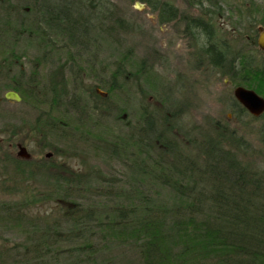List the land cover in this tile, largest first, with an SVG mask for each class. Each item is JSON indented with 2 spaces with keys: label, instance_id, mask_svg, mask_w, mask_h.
I'll return each instance as SVG.
<instances>
[{
  "label": "trees",
  "instance_id": "obj_1",
  "mask_svg": "<svg viewBox=\"0 0 264 264\" xmlns=\"http://www.w3.org/2000/svg\"><path fill=\"white\" fill-rule=\"evenodd\" d=\"M139 1L158 11L162 23L182 17L166 1ZM117 8L110 0H31L27 5L0 0V58L14 66L27 58L26 51H19L24 41L38 52L30 73L19 68L9 78L14 83L9 90L36 112L33 133L44 136L48 147L50 138L72 145L96 141V154L120 161L129 172L126 186L119 187L96 167L80 173L65 163L3 156L16 177L39 172L46 181L42 193L26 186L11 192H20L21 198L8 214L14 209L11 220L34 230L33 239L9 250L0 245V264H60L64 244L70 245L67 264H112L100 260L109 246L134 250L132 264H264V156L261 165L249 163L246 154L252 148L229 121L209 118L204 128L183 127L185 104L141 84L148 74L155 75L154 68L140 62L129 71L133 51L125 49L123 38L134 27ZM201 17L186 23L185 34L204 36L201 53L235 88L252 89L264 98V66H253L243 50L233 52ZM103 41L124 50L113 60L109 77L96 83L106 92L71 90L73 81L84 84L80 73L86 69L80 62L97 57ZM131 73L141 94L138 117L132 118L126 104L120 108L112 97ZM231 103L239 119L248 114L234 97ZM112 108L126 134L94 136L101 124L93 118H107ZM46 202L58 206L50 216L23 211Z\"/></svg>",
  "mask_w": 264,
  "mask_h": 264
},
{
  "label": "rangeland",
  "instance_id": "obj_2",
  "mask_svg": "<svg viewBox=\"0 0 264 264\" xmlns=\"http://www.w3.org/2000/svg\"><path fill=\"white\" fill-rule=\"evenodd\" d=\"M19 1L21 5L31 3V0H13V3L17 4ZM110 1L118 6L119 13L123 14L134 27V31L123 38L126 41L125 49L131 48L133 51V59L128 64L129 71L138 68L140 62L154 68L155 75L148 74V78L142 79L141 84L143 82L148 89L156 92L157 96L167 94L185 104L181 120L184 128L192 126L204 128L209 118L222 122L229 121L237 130L238 136L244 138L252 148L246 152V160L252 165H261L260 160L264 156V117H255L248 112V116H240L239 119L233 114V111L236 114L231 103L232 97L235 98V86L201 53V43L205 42L204 36L186 35L185 30L190 19L202 16L201 18L209 21L214 27L217 36L230 44L233 52L243 50L251 55L253 66H264V49L258 45L260 28L264 29L261 25V21L264 20V0H163L178 9L182 16L169 23H162L158 11H153L147 3H143L145 7L142 10L137 9L135 3H142L139 0ZM253 3L255 6H252ZM207 11L211 13L208 14ZM252 42L254 44H251ZM100 45L97 57L86 56L89 59L88 63L80 62L81 65L84 64L83 68L86 69L84 72L89 73L86 77L81 70L80 77H83L84 84L78 85V81H73L71 90H76L79 94L90 88L99 90L100 93L106 92L96 83L109 77L114 70L113 60L119 58L124 50L110 46L106 41ZM19 51H26L27 58L17 62L15 66L9 65L6 57L0 58V64H4L1 71L3 74L0 73V245L7 247V250L15 243L33 239L34 232L27 224L20 228L11 220L14 209L9 214L8 209L21 198L20 192L15 194L11 192L20 186H26L30 190L42 193L46 181L44 180L46 176L39 172H35V175L16 177L12 174L8 161L3 162L2 157H6V154L19 157V143L27 149L29 159L39 164L65 163L71 170L80 173L87 172L90 167H96L106 177L110 176L119 187L126 186L124 182L128 181L129 174L120 161L112 160L101 151H97L96 154L95 146L99 144L96 141L91 140L89 143L74 141L72 145V142L47 138L52 143L51 147H48L44 136L33 133L30 123L34 122L36 112L24 101L6 98V93L12 91L9 87L14 84L9 78H13L19 68L26 70L27 74L30 73L34 65L32 58L38 53L25 41L19 44ZM7 67H12V72ZM9 73L11 76H7ZM131 74L129 76L131 79L123 85V90L113 93L112 97L114 105L122 108L126 104L128 114L132 118L138 117L141 94L136 80L132 79L133 73ZM117 116L116 109L112 108L107 118L103 117L104 119L99 121L93 118V123L101 124L98 125L99 129L94 136L105 139L111 135L113 137L125 135L127 128L120 119H116ZM260 154L262 156H259ZM161 197L166 199L168 194L161 193ZM46 203L38 204L32 210L23 211L33 217L50 216L52 209L58 206ZM69 246L62 245L65 250L60 264L68 263L66 250L70 248ZM100 260L112 261V264H132L137 261V255L128 247L109 246L103 249Z\"/></svg>",
  "mask_w": 264,
  "mask_h": 264
},
{
  "label": "water",
  "instance_id": "obj_3",
  "mask_svg": "<svg viewBox=\"0 0 264 264\" xmlns=\"http://www.w3.org/2000/svg\"><path fill=\"white\" fill-rule=\"evenodd\" d=\"M135 7L142 10L145 5L142 3H135ZM259 46L264 49V31H261L259 40ZM235 99L253 116L259 117L264 113V98L257 94L254 90L247 89L245 87H237L234 90ZM7 99H13L15 101H21V97L15 92H8L6 94ZM18 156L22 159H29L30 155L27 149L19 145Z\"/></svg>",
  "mask_w": 264,
  "mask_h": 264
},
{
  "label": "flooded vegetation",
  "instance_id": "obj_4",
  "mask_svg": "<svg viewBox=\"0 0 264 264\" xmlns=\"http://www.w3.org/2000/svg\"><path fill=\"white\" fill-rule=\"evenodd\" d=\"M260 31H264V29L261 27ZM260 36H261V33H260ZM260 36H259V39H258V45H259Z\"/></svg>",
  "mask_w": 264,
  "mask_h": 264
}]
</instances>
